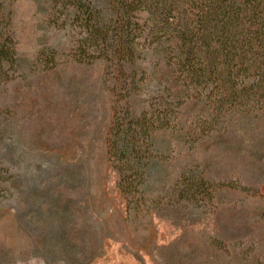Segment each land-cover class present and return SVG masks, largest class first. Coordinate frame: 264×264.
<instances>
[{"label": "rangeland", "instance_id": "rangeland-1", "mask_svg": "<svg viewBox=\"0 0 264 264\" xmlns=\"http://www.w3.org/2000/svg\"><path fill=\"white\" fill-rule=\"evenodd\" d=\"M89 2L111 15L109 0ZM4 8L16 60L0 77V264H264V110L211 130L159 46L122 68L79 61L73 10ZM166 106L138 214L108 158L112 126ZM191 179L204 181L196 194Z\"/></svg>", "mask_w": 264, "mask_h": 264}, {"label": "trees", "instance_id": "trees-1", "mask_svg": "<svg viewBox=\"0 0 264 264\" xmlns=\"http://www.w3.org/2000/svg\"><path fill=\"white\" fill-rule=\"evenodd\" d=\"M74 11L76 60L104 57L114 66L137 58V50L160 47L177 65L178 81L202 104L205 127H222L232 114L264 110V0H109L111 15L83 0H54ZM0 0V77L16 60L15 39ZM82 53V54H81ZM82 55V56H81ZM168 107L115 118L108 158L119 173L128 209H148L141 184L154 157V135L170 125ZM189 180L187 193L204 183ZM206 186V185H205ZM207 189V188H206Z\"/></svg>", "mask_w": 264, "mask_h": 264}]
</instances>
